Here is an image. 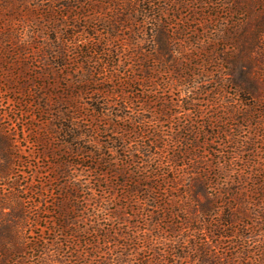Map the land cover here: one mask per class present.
Masks as SVG:
<instances>
[{
    "label": "rangeland",
    "instance_id": "374dc122",
    "mask_svg": "<svg viewBox=\"0 0 264 264\" xmlns=\"http://www.w3.org/2000/svg\"><path fill=\"white\" fill-rule=\"evenodd\" d=\"M142 1L128 0L132 5L129 4V8L121 9L117 6L116 0H0V117L2 118L0 136H9L12 139L18 157L17 161L14 159V171L9 177L0 178V185L6 184L7 178L16 182L21 196L27 198L31 215L39 217L38 220L41 222L32 229L34 233L30 237H34L35 234L42 235L38 241L41 242V247L45 246L44 249L55 247L52 242L62 241L60 237L50 234L47 231V223H43L40 219L48 218L49 221L52 212L58 211L57 206L70 211L72 229L82 230L86 228V224L92 226L90 231L100 225L104 227L125 225L129 228L136 223L141 228L137 230L139 237L147 234L149 240L159 242L155 240L156 237L170 236V233L163 232L167 229L161 224L160 228L163 229L155 233L148 232L150 228L145 214L139 218L135 217L134 212L145 206L144 187L138 189L139 193L136 194L138 198L133 199L131 203L125 199L132 195L127 191L128 188L118 187L117 181L127 180L128 186L136 184L130 183L134 172H137L133 167L124 169L120 163L117 164L116 174L123 175H116L113 179L108 175V183L100 185L107 195H104L103 200L100 199L98 203L97 198L91 199L87 196L86 190L87 186H90L93 192L94 188H97V183L93 179L95 174H91L90 179L86 177L88 173L86 166H92L91 160L86 156L94 153L101 159L114 156L116 160L124 161L125 159L120 156L127 155L124 154L125 152H139L148 142L150 136H132L129 132H125L135 127L134 121L137 122L140 116L150 120L149 112L145 110L140 111V114L137 112L142 108L141 100L157 103L160 108L161 103L169 104L173 115L170 119L161 117L163 129L166 131H168V123L172 126L173 123L178 125L195 121L201 125L215 116L213 107L207 103V98L189 103L191 96L186 91L191 89L187 90L182 86L187 80L179 81L178 74H166L163 70L161 73L155 72L153 81L158 84L156 91L152 94H143L147 89L143 85V73L138 67L140 56L148 53L150 56L159 57L160 52L157 41H153L149 35L150 27L147 25V19H143V15L137 11ZM162 1L164 0H158L159 4ZM168 1L169 5L173 4L174 8L171 10L175 11L176 21L182 22L184 18H188L190 13L187 11L181 9L179 12L176 11L175 4L180 0ZM200 1L191 0L196 14L188 24V29L209 35L203 22L207 20L206 16L210 10L202 12L204 16H200L201 12L198 10ZM144 8V11L141 8L143 14L149 11L145 3ZM155 20L163 22L160 16ZM141 22L146 23L145 34L137 38V30ZM181 22L178 24L180 30ZM198 38L201 39V36L186 31L185 34H181L180 41L174 43L172 47L176 51L173 56L179 60L181 66L196 65L195 74L198 73V66H206V58L209 55L207 51L209 46H199L201 44H198ZM88 43L93 45V50L95 48L109 50L106 62L98 61V56H95L91 63L87 61L86 55L90 48ZM120 44L124 46L126 53L119 65L121 71L128 72L125 80L131 81V85L123 89L127 95L136 99H133V108L137 111H133L130 107L122 109L118 104L120 101H117L118 71L117 69L113 71V67L117 68L119 59L116 49ZM157 66L160 68V61ZM206 68L210 73L206 75L203 87L214 88L216 74L211 73L210 65ZM243 79V76L240 77L236 73L234 80L237 86L243 87ZM165 82L168 86L163 84ZM162 84L164 86H161ZM262 84L264 85V81ZM252 86H248L250 92L260 90V80ZM224 89L225 100L232 102L236 100V106L239 108H243L246 98L251 102L255 101L238 87L226 85ZM225 100L219 101L223 108L228 107ZM256 102L264 105V101L256 100ZM190 107L195 109L196 113L201 110V113L192 115V112L188 111ZM221 117L224 122L226 117ZM229 124L233 130L229 136H198L199 144L204 145L198 144L201 149L191 151L197 156L204 157L207 163L206 175L211 182L216 179L219 185H212L213 187L208 190L204 186L203 190L214 193L219 189V193L222 188L224 193H231L234 192L232 188L238 186L239 194L244 196L239 197L237 210L249 207L253 210L257 205L255 203H259V209L262 210L263 186L261 183H256L253 178L259 173L258 168L264 167V125L257 126L251 122L247 127H240L239 125L246 123L241 122L240 119L236 123L234 118ZM240 129L244 130L241 134ZM187 135V132L183 131V136H163V138H166L172 146L178 140V148L186 151L189 150V146L185 145L184 141L191 138ZM231 137L235 139L234 146L231 145V141L229 142ZM229 163H232L230 172ZM99 170L107 173L105 166ZM66 191L68 195H65ZM195 191L202 192V189L196 188ZM72 192L76 194L73 195ZM108 193L113 195L108 196ZM220 193L222 202L219 204L221 207L217 209V221L223 212L230 210L226 201L227 193L226 195L221 191ZM94 194L103 193H100V189H96ZM258 195H260L258 202L245 205L244 201L247 198L253 201ZM105 208L108 209L107 213ZM115 209H118L119 213L115 214ZM237 218H233L230 227L221 229L223 232L221 235L224 236L221 239V249L218 248L219 246L215 247L214 239L204 237V240L210 241L211 249L216 253H224L223 256L230 264H262L263 260H257L262 252L261 242L264 241L262 217L249 211L248 217L243 220V227H238ZM199 225L201 226V223ZM193 226L198 227V224L195 223ZM48 228L50 230V225ZM188 233L190 234V232L185 234ZM198 235L201 238V234ZM185 240L188 242L189 238ZM195 240L198 242L196 236ZM89 241L93 244L94 238L90 237ZM114 247L113 244L104 245L99 242L96 245L97 249L84 245L81 252L88 253V261L99 264V259L104 260L105 249L114 250ZM159 250L163 249H155V251ZM158 253L160 252L153 254ZM188 253L194 255L193 258L197 256L191 253V250ZM50 254L51 259L55 257L56 249H51ZM176 254L185 258L187 252L179 250ZM180 260L179 264L187 262L184 259ZM29 261L26 263H35L31 261V256ZM198 261L201 263L200 260ZM165 262L178 264L179 260L172 261V258L168 257Z\"/></svg>",
    "mask_w": 264,
    "mask_h": 264
},
{
    "label": "trees",
    "instance_id": "16d2710c",
    "mask_svg": "<svg viewBox=\"0 0 264 264\" xmlns=\"http://www.w3.org/2000/svg\"><path fill=\"white\" fill-rule=\"evenodd\" d=\"M116 1L117 6L121 9L122 7L129 8L132 5L128 0ZM144 3L149 10L145 14L142 13L141 9L145 10ZM173 8V4L169 5L168 0L162 1L161 4H159L158 0H143L141 7L137 10L143 15V19H147V25L150 27L149 35H151L153 41H157L161 56V58L160 56L153 57L148 53L140 56L141 60H139L138 67L143 73V85L147 89V93L145 91L143 94H152L156 91L158 84L153 81L155 72L161 73L163 70L166 74H178L179 81L187 80V83L182 86L187 88V90L191 89L186 91L191 96L189 103L207 98V103H210L214 109V118L201 125L195 121H187L178 125L173 123L172 126L168 123V131H166L163 129L161 117L170 119L173 115L169 104L161 103L160 106H162L160 108L156 105L157 103L153 104V102L141 100L142 108L139 111L135 110L133 108V99L135 98H131L123 89L125 86H130L131 81L125 80V75L128 72L121 71V65H119L126 53L124 46L120 44L116 49L117 58L119 59L117 68L113 67V71L115 69L118 71L116 76L119 83V91H117V98L119 99L117 101L120 102L118 104L122 109L130 107L133 111L139 112V114L140 111L145 110L151 116L150 120L138 116L137 122L134 121L135 127L133 126L134 128H130L125 132H129L132 136H150V138L142 146L141 151L125 152L124 154L127 155L120 156L125 159L124 161L116 160L114 156L102 157L101 159L94 153L86 156L91 160L92 164V166H86L88 171L86 177L90 179L91 174H95L93 179L97 183V188H94V192H96V189H100V193H103L94 194L92 188L87 186L88 197H91V199L97 198V203L100 199L103 200L104 195H107V193H104L100 185L108 183V175L111 179L116 177V175H123L121 173L116 174L117 170L115 167L117 164L120 163L124 169L133 167L137 172H134L130 183L136 184L128 186V181L125 179L126 181H117L118 187L128 188L127 191L132 195L125 199L129 203L133 199L136 200L138 198L136 197V194L139 193L138 189L144 187L146 192L144 197L145 206L141 210L134 212L135 217L139 218V216L145 214L149 222L148 227L150 229L148 232L155 233L163 229L160 228L161 224L170 231L163 230V232L170 233V236L156 237L155 240L159 242L149 240V235L147 234L139 237L137 230H141V228L136 223H133L129 228L125 225L124 227L116 225L108 227L100 225L99 227L96 225L98 228L90 231L89 229L92 226L86 224V228H82V230L80 228L72 229L70 227L72 224L69 216L70 211L60 209L57 206L58 211L56 213L52 212L49 221L48 218L42 217L40 219L43 223H47V231L55 235V237H60L62 241L52 242L55 247L51 246L48 249H44L45 246L41 247V242L38 241L39 238H42V235L35 234L34 237H30L34 233L32 229L41 223L38 220L39 217L31 215V208L28 207L26 202L27 198L24 199L21 196L16 182L7 178V183L0 185V264H28L26 262H30L29 256H31V261L35 262L33 264H93V262L88 261V253L85 251L81 252V249L84 245L97 249L96 245L99 242L104 245L113 244L115 246L114 250L105 249L104 260L101 261L99 259V264H166L165 259L168 257H171L172 261L179 260L178 264L181 261L180 259L187 261L182 264H230L227 258L223 256L224 253H216L215 250L211 249V243L207 239H214L215 247L219 246L218 248L221 249V239L224 238L221 235L223 234L221 229L227 226L230 227L232 225L231 221H234L233 218L236 217L239 220L237 223L238 227H243V220L248 217L249 211H253V214L262 217V222H264V207L261 210L259 209V203H255L259 201L258 197L260 195L256 196L257 199L253 201L249 198L244 201L245 205L248 206L252 203L257 204L253 210L251 207L237 210L236 205L239 204V197L244 196L241 193L239 194L238 186L232 188L234 192H225L228 195L226 196V201L230 210L223 212L217 221V209L221 207L219 204L222 202L220 191L223 195L226 194L222 188H220L219 193V189H216L217 192L215 191L214 193L203 190L204 186L208 190L210 187L219 185L216 179L211 182L206 175L205 167L207 163L204 157L193 154L195 150L201 149V146L198 147V136H229L231 131H233L229 121L231 122L233 118L236 123L239 119L241 122L244 121L246 123L239 125L240 127H247V125H251V122L257 126L264 125V105L256 104V100H259V102L264 101V85L262 84L264 81V0H201L198 3V10L201 12L199 15L204 16L202 12L205 13L210 10L206 16L207 20L203 22V26L207 27V32L210 33L209 35L188 29V24L194 19L196 14L191 0H180L178 4H175L176 11L185 10L190 13L188 18H184L182 22L181 20L176 21L175 11L171 10ZM159 16L163 19L162 23L155 20ZM120 22H123V20H120ZM180 22L182 24L181 30L178 27ZM145 27L146 23L141 22L139 24L137 38L143 37ZM186 31L191 34L194 33L196 36H201V39H197L198 44H201L199 46H209L207 51L210 56L208 55L206 58V66L210 65L212 68L211 73L216 74L214 88L203 87V81H205L206 75L210 73L206 66H198V73L195 74L196 65L181 66L179 60L173 56V53L176 52L172 48L174 43L179 42L181 34H185ZM88 44L90 48L86 55L87 61L91 63L95 56H98V61L106 62L109 50H98V48L93 50V45ZM159 61L161 62L160 68L157 66ZM236 73L240 77L243 76V87L237 86L234 80ZM257 80H260L261 89L250 92L248 86H252ZM208 83L210 84V81ZM163 84L168 86L166 82ZM163 84L161 86H164ZM226 85L242 89L255 101L251 102L249 101L250 99L246 98L245 104L242 105L243 108L237 107L236 100L234 102L225 100L224 88ZM222 99L228 103L227 108H223L219 103ZM152 105L156 108H153ZM188 109V111L192 112V115L201 113V110L196 113L195 109L191 107ZM221 116L226 117L224 122ZM183 131L187 132V136H191V138L184 141L185 145L189 146V150L182 151V148H178V140L173 144L175 146L173 147L166 138H163V136H183ZM239 131L241 134L244 130L240 129ZM217 141L220 143L218 137ZM229 142L232 146L235 145L233 137H231ZM199 145L204 144L201 143ZM14 159L16 161L18 159L14 142L9 136H0V178L9 177L14 171ZM231 164L229 163L228 166L229 172ZM103 166L107 167V173L99 170ZM258 170H260L259 173L255 174L253 179L256 183H261L263 186L264 196V184H262L264 167L261 166ZM142 183H145V185H142ZM195 187L197 190L199 188L202 189V192L195 191ZM254 190L257 191V189ZM65 195H68L67 191ZM112 195L108 193V196ZM107 211L108 209L105 208V213ZM114 211L115 214L119 213L118 209ZM195 223L198 224V227L193 226ZM200 223L201 226L199 225ZM49 225L50 230L48 228ZM186 232H190V234H185ZM198 234H201V238ZM195 236L198 242H196ZM90 237L94 238L93 244L89 241ZM204 237L207 239L204 240ZM186 238H189L188 242L185 240ZM249 238H252V236H249ZM261 243L262 252L257 260H263L262 264H264V241ZM156 248H162L163 250L155 251ZM51 249H56V255L52 259ZM179 250L187 252L185 258H181L180 255L176 254V251L179 252ZM190 250L191 253L197 254L195 258H193L194 255L188 253ZM156 252L160 253L154 255L153 253ZM167 264H173V262Z\"/></svg>",
    "mask_w": 264,
    "mask_h": 264
}]
</instances>
